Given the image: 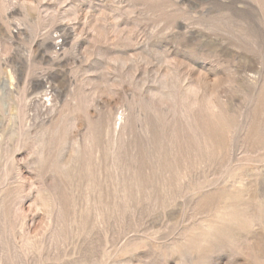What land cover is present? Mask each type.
I'll return each instance as SVG.
<instances>
[{"label": "rangeland", "instance_id": "1", "mask_svg": "<svg viewBox=\"0 0 264 264\" xmlns=\"http://www.w3.org/2000/svg\"><path fill=\"white\" fill-rule=\"evenodd\" d=\"M0 264H264V0H0Z\"/></svg>", "mask_w": 264, "mask_h": 264}]
</instances>
